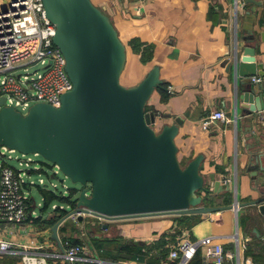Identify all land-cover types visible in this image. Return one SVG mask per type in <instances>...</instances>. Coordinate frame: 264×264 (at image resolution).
<instances>
[{
	"label": "crops",
	"instance_id": "obj_1",
	"mask_svg": "<svg viewBox=\"0 0 264 264\" xmlns=\"http://www.w3.org/2000/svg\"><path fill=\"white\" fill-rule=\"evenodd\" d=\"M8 1L0 0V10L5 9ZM255 1L257 4L246 0L245 8H236V0H92L109 18L125 45L121 83L135 86L153 67L159 68L166 89L156 88L146 106L147 112L155 114L153 128L161 131L180 117L183 123L175 140L181 164L185 166L201 154V173L208 180L209 174L215 173L223 184V191L210 193L203 203L225 208L183 214L194 218V222L188 230L183 227L182 237L213 236L224 248L236 251L238 236L240 243L246 245L240 248L242 255L251 257L252 264H264V215L258 204H247L264 196V110L244 114L238 103L243 77L231 65L235 49L251 42L256 47L257 69L264 70V0ZM257 75L263 77V82L253 83L262 86L264 98V75ZM169 87L172 93L168 92ZM220 109L231 120L227 123L216 120L205 128L203 119ZM254 151L260 152V169L255 179L248 171ZM40 181L46 182L43 177H39ZM55 209L20 225L1 222L0 237L22 244L34 241L39 247L33 250L40 252L60 251V243L51 237V229L61 214ZM159 215L99 219L102 226L107 225L103 228L109 235L117 232L118 242L154 244L159 238L171 239L178 225L177 219L156 217ZM91 216L84 215V225ZM142 218L148 219L141 221ZM50 219L56 222L48 224L46 220ZM67 220L71 221L70 226ZM80 224L73 217L62 221L58 226L61 242L78 238ZM2 255L0 264H11ZM198 256L203 261L199 251L194 264H201ZM20 261L16 264H21ZM236 262L237 257L228 264ZM51 264L68 262L55 259Z\"/></svg>",
	"mask_w": 264,
	"mask_h": 264
},
{
	"label": "water",
	"instance_id": "obj_2",
	"mask_svg": "<svg viewBox=\"0 0 264 264\" xmlns=\"http://www.w3.org/2000/svg\"><path fill=\"white\" fill-rule=\"evenodd\" d=\"M43 3L46 17L56 25L53 40L66 56L73 88L63 94L59 107L39 102L26 114L2 107L0 144L25 154L38 153L81 184L76 208L54 225L53 236L60 246L58 226L75 214L82 223L85 214L117 219L225 208L203 203L210 193L224 189L215 173L209 174L210 180L201 173L203 155L185 166L179 160L175 139L183 120L178 117L161 131L152 126L155 114L146 106L162 86L159 68L153 67L135 86L123 85L125 45L92 0ZM255 52L251 42L236 48L231 64L243 77L238 103L246 115L264 110L262 86L251 79L264 75L257 69ZM4 102L3 97L0 105ZM259 153H252L248 166L253 179L260 169ZM247 204H258L264 215V196Z\"/></svg>",
	"mask_w": 264,
	"mask_h": 264
},
{
	"label": "built area",
	"instance_id": "obj_3",
	"mask_svg": "<svg viewBox=\"0 0 264 264\" xmlns=\"http://www.w3.org/2000/svg\"><path fill=\"white\" fill-rule=\"evenodd\" d=\"M235 6L245 8L247 2L236 0ZM56 29V25L46 17L43 0H9L5 9L0 10V102L5 98L0 109L11 106L25 114L24 111L39 102L61 106L62 96L73 88V82L66 68V56L53 40ZM29 64H40L41 70L23 73L19 69ZM251 79L257 84L263 82L260 75L252 76ZM168 92H173L171 87ZM216 120L227 123L231 119L220 109L206 116L203 126L208 128ZM25 156V153L17 149L0 144V223L20 225L40 216L36 212L37 203L32 195V186L36 182L30 179L40 167L34 165L33 159ZM52 164L56 169L54 173H58L60 167ZM39 185L53 192L58 187L53 181H40ZM88 185L86 195H89L91 189V185ZM57 206L55 204L54 208ZM73 217L78 218L76 214ZM236 243L237 250L233 251L224 248L213 236L198 239L184 236L179 243L170 247L161 264H194L199 251H202L203 257L201 264H228L235 257L237 262L233 264H252L251 257L242 255L240 248L246 245L240 243L238 236ZM61 244V251L40 252L33 250L39 247L34 241L22 244L0 237V254L18 252L21 254V264H51V258L65 259L71 264L95 261L84 242L72 243L65 239ZM135 263L146 264L138 261Z\"/></svg>",
	"mask_w": 264,
	"mask_h": 264
},
{
	"label": "rangeland",
	"instance_id": "obj_4",
	"mask_svg": "<svg viewBox=\"0 0 264 264\" xmlns=\"http://www.w3.org/2000/svg\"><path fill=\"white\" fill-rule=\"evenodd\" d=\"M23 73H34L37 70H41V65L40 64H29L26 66H23L21 68H19ZM29 110L24 111V113L26 114ZM25 158H29V159H33L34 165H38L40 167V169L36 170L35 172H33L32 174V179H34L37 184L32 186V195L35 197L36 203H37V208L36 212L37 214H44L47 215L48 212H52L51 209L54 208V205L57 204V208L55 209L56 212L61 213L59 216V220L60 218H62L63 216H65L69 211L73 210L74 208H76V204H77V196L79 195L80 189H81V184L80 183H75L73 182L70 177L66 176L65 173L62 170H59L58 173H54L55 172V167L53 166V164L51 162H48L42 155L40 154H36V153H30V154H26ZM43 168V170H42ZM39 170H42L39 172ZM39 177H43L46 180V183L53 181L54 183L57 184V190L56 192H54L55 194H58L59 196H63V197H71L70 200L71 201H63L62 199H58L55 198L53 200L50 201L49 205L47 208H44V201L43 200V192H42V188L47 189L45 187L40 186L39 183ZM69 189V194L65 195L66 192H68ZM73 189H76V192L73 193ZM73 195H71L72 193ZM64 193V194H63ZM50 194L48 193V196ZM43 204V205H42ZM60 205H64L66 210H64V214L62 213L64 208H61ZM172 217L173 219H177V227L175 228L174 232L172 233L171 239L166 240V244L165 246H163L162 248L164 249H168V251H164V253L162 254L161 258H166L169 252V248L175 244L178 239H180L183 236V227H186L188 230V227L190 225H188L189 222L183 221V214L182 213H169V214H160L159 216L156 217ZM73 216H71L72 218ZM74 218V217H73ZM100 217L96 216V215H92L90 218H87V222L84 223L82 222L79 226L78 229V238H80L82 240V242L85 243V245H87V247L89 248L90 252H91V258L95 261L93 262H86L83 264H119L120 262H128V263H133L136 264L135 261L133 260H118L115 257V255L117 254V246L118 243H116V240L119 241L118 234L116 231L111 232L112 234H108V232L106 230H104V225L102 226L100 224ZM37 219V218H36ZM140 219V218H139ZM143 219H148V218H142L141 221H144ZM78 222V218L75 219ZM68 221V220H67ZM134 221H139V220H134ZM69 224V226L71 225V221L67 222ZM87 223V224H86ZM108 223V222H106ZM112 223H120V222H112ZM52 233H51V237L52 239H55V237L53 236L55 234L54 231V226L51 229ZM96 238L98 240L104 241V252L105 251H110V253H108L107 255L102 254V252H97L95 250L94 247L95 244L93 243L94 240H96ZM57 240V239H56ZM160 240V238L158 239ZM158 240H156L158 242ZM90 241L91 244L89 243ZM62 243V242H61ZM92 243L94 245H92ZM92 245V246H91ZM154 245V244H152ZM160 248V249H162ZM61 250L62 247H61ZM60 250V251H61ZM156 250V249H155ZM154 250V251H155ZM158 250V248H157ZM163 250V249H162ZM153 251V252H154ZM155 253V252H154ZM2 256H5V258H8L11 261V264H16L17 262L20 261V255L16 254L14 252H11V254H4ZM51 260H55L53 258L50 259ZM65 260V259H63ZM96 261H103V263H98ZM21 263V261H20ZM53 263V261H52ZM146 263V262H145ZM68 264H71L68 262ZM149 264V263H146Z\"/></svg>",
	"mask_w": 264,
	"mask_h": 264
},
{
	"label": "trees",
	"instance_id": "obj_5",
	"mask_svg": "<svg viewBox=\"0 0 264 264\" xmlns=\"http://www.w3.org/2000/svg\"><path fill=\"white\" fill-rule=\"evenodd\" d=\"M161 87H164L166 89V87L164 85ZM42 192H43V196H44V200H45L44 201V208H47L50 201L55 199V198H58L60 200L62 199L63 201H71L70 198L72 197L71 196L69 198L66 196L65 197L59 196L58 194H55L54 192L48 191V189H44V188H42ZM75 192H76V190H73V193H75ZM48 193L50 194L49 196H48ZM73 193L71 195H73ZM62 213L63 214L65 213L64 210ZM183 221L189 222L188 225H191L194 222V218L190 219L189 216L186 215L183 217ZM46 222L48 224H53L56 222V220L50 219V220H46ZM69 240L72 243H81L82 242V240L80 238H75V239L70 238ZM103 242L104 241H101L98 239L94 240V244H95L96 248L99 249L98 252H102V254L107 255L108 253H110V251H105V253H103L105 250ZM165 244H166L165 239H160V241L154 243V245L146 243L145 241H125V242L120 241V242H118V246H117V254L113 258H116L118 260H133V261H138L141 263L146 262L149 264H161V261L163 259V258H161L162 254L164 253V251H166V252L168 251V249L162 248L163 246H165ZM157 248H158V250H157ZM160 248H162L163 250ZM197 260L199 262L202 261L201 257H199V256H198ZM52 261L53 260H51V263H52Z\"/></svg>",
	"mask_w": 264,
	"mask_h": 264
}]
</instances>
